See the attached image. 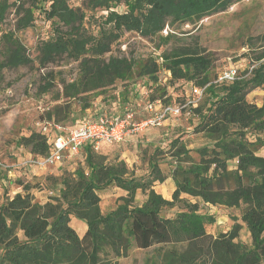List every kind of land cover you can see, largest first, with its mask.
<instances>
[{"label":"trees","instance_id":"trees-1","mask_svg":"<svg viewBox=\"0 0 264 264\" xmlns=\"http://www.w3.org/2000/svg\"><path fill=\"white\" fill-rule=\"evenodd\" d=\"M240 1L83 0L77 7L68 0H51L47 7L44 0L0 2V21L15 7L17 30L32 26L37 10L51 21L53 34L39 43L38 62L44 68L62 58L79 63L76 77L63 80V95L83 100V110L91 106L85 100L88 94L104 93L118 81L137 77L157 83L165 68L172 80H188L204 88L205 100L192 113L199 118L195 131L210 139L196 149L197 157L180 139L171 142L176 162L172 199L153 187L155 181L166 179L155 160L150 161L152 178L144 180L124 160L107 162L91 144L82 148L84 165L73 173H62L58 195L40 201L33 193L35 184L18 181L23 190L0 203V264H118L114 257L128 255L132 246H157L147 264H264V156L258 154L263 143L255 137L264 130V97L261 105L247 99L256 87L264 88V62L253 67L249 79L237 76L233 81H217L210 73L214 59L198 44L164 51L162 61L112 53V45L125 33L167 41L171 34H162L167 26L195 24ZM120 5L123 11L116 9ZM88 12H100L96 34L86 24ZM259 39L264 41V33ZM0 48L4 58L0 67L34 62L13 30L0 35ZM48 76L42 92L54 84L53 71ZM70 114L69 105H56L43 119L65 126L62 121ZM21 143L30 145L37 158L50 152L47 136L40 131L22 137ZM113 185L127 195L114 210L103 213L99 192ZM138 190L147 198L135 205ZM201 203L242 208L251 243L241 241L242 225L236 216L230 230L209 234L206 225L216 218L202 213ZM175 205L183 209L172 217L162 215L164 208ZM75 218L84 222L82 234L71 224Z\"/></svg>","mask_w":264,"mask_h":264},{"label":"rangeland","instance_id":"rangeland-1","mask_svg":"<svg viewBox=\"0 0 264 264\" xmlns=\"http://www.w3.org/2000/svg\"><path fill=\"white\" fill-rule=\"evenodd\" d=\"M50 1L44 0L46 7ZM68 2L77 7L82 5L83 0ZM116 9L123 11L125 7L120 5ZM99 15L100 12L87 13L86 24L91 25V32L94 34L98 28L95 19ZM16 20L15 7H11L4 20L0 21V35L10 30L15 31L34 62L19 67H0V203L23 190L18 184L20 180L36 185V199L58 195L62 173H73L80 164L84 165L85 152L81 149L79 153L66 156L56 164L39 167L33 162L37 157L31 152L30 145L21 143L22 137L39 131L37 123L56 105L70 106V117L62 121L69 128L85 119H95L102 115L119 116L130 109L135 111L137 119L146 118L151 115L146 106L155 101L173 106L184 105V109L181 114L169 115L160 126H149L143 131L135 132L127 140L102 145L97 153L104 155L107 162L124 160L134 175L144 180L152 178L150 161L155 160L166 179L162 183L155 181L154 186L162 184V191L158 192L166 199H172L175 188L172 170L176 162L171 156L175 150L171 148V142L176 138L180 139L194 157H197V148L210 143V139L202 132L195 131L199 118L192 113V108L205 100V94L199 96L195 93L192 81L172 80L170 71L162 68L157 83L148 77H137L134 81H118L104 93L96 91L88 94L85 100L90 102L91 106L83 110V100L67 99L63 95L62 82L76 77L79 63L62 58L44 68L38 62L39 43L53 34L51 21L38 10L35 12L34 24L28 28L17 30ZM165 30L162 32L164 36L171 34L167 41L145 38L136 32L125 33L118 43L112 45V53L128 57H159V61H162L160 55L164 51L198 44L214 59L210 72L211 78L214 79L226 69H236L238 77L249 79L253 67L264 62V41L259 39L264 33V0H242L226 11L205 17L195 24L167 26ZM1 51L0 48V63L4 59ZM51 71L55 78L52 79L54 84L49 91L42 92V85L50 80L48 73ZM263 97L264 88L261 86L247 95L250 102L257 104L262 103ZM255 135L263 143L258 154L264 155V130ZM234 166L235 162L232 161L231 167ZM99 194L101 210L107 213L123 202L121 198L126 196L127 192L113 185L101 190ZM182 197L196 200L187 194H182ZM146 198L147 195L138 190L134 204H142ZM181 205L164 208L162 215L175 216L183 209ZM241 209L201 203L200 211L216 218L214 223L206 225V231L212 235L228 231L236 222L233 219L236 216L239 218L237 222L242 225L240 239L250 244L251 235L241 219ZM71 224L82 234L83 221L75 218ZM155 247L157 246L142 249L132 246L128 255L114 257V260L118 264H147L154 256Z\"/></svg>","mask_w":264,"mask_h":264},{"label":"built area","instance_id":"built-area-1","mask_svg":"<svg viewBox=\"0 0 264 264\" xmlns=\"http://www.w3.org/2000/svg\"><path fill=\"white\" fill-rule=\"evenodd\" d=\"M236 77V69H226L217 76V81H233ZM194 91L201 96L204 88L195 86ZM146 108L151 115L140 121L136 120L135 111L130 109L121 116L102 115L95 119H85L75 128L42 119L37 124L39 131L47 136L50 152L33 162L39 167H46L62 161L66 156L79 153L87 144L98 150L102 143H119L131 133L143 131L149 126L162 125L171 114H181L184 105L173 106L155 101L149 102Z\"/></svg>","mask_w":264,"mask_h":264},{"label":"crops","instance_id":"crops-1","mask_svg":"<svg viewBox=\"0 0 264 264\" xmlns=\"http://www.w3.org/2000/svg\"><path fill=\"white\" fill-rule=\"evenodd\" d=\"M258 105H261V104H258ZM144 118H142V119H137L136 118V120H138V121H140V120H143ZM132 135H134V133H131V134H129L128 136H126L125 137V140H127V139H129ZM102 145H110V144H108V143H102ZM101 145V146H102ZM264 156V155H263ZM34 174H36V173H34ZM160 185H162V184H160ZM153 186L154 187V189L158 192V190H160V191H162V189H161V186ZM174 189L175 188H173V191H174ZM35 189H33V193H34V195L36 196V193H35V191H34ZM19 192H21V191H19ZM159 193V192H158ZM173 193V192H172ZM161 194V193H160ZM164 197V196H163ZM166 198V197H165ZM38 200H40V201H46L47 200V198L45 197L44 199H43V197H39L38 198Z\"/></svg>","mask_w":264,"mask_h":264}]
</instances>
